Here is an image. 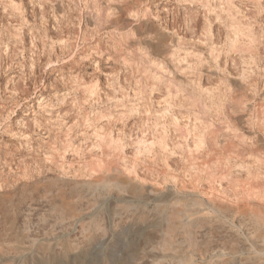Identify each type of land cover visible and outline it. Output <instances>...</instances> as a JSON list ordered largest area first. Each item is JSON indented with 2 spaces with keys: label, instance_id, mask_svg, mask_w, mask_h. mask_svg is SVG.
<instances>
[{
  "label": "rangeland",
  "instance_id": "rangeland-1",
  "mask_svg": "<svg viewBox=\"0 0 264 264\" xmlns=\"http://www.w3.org/2000/svg\"><path fill=\"white\" fill-rule=\"evenodd\" d=\"M263 216L264 0H0V264H264Z\"/></svg>",
  "mask_w": 264,
  "mask_h": 264
},
{
  "label": "bare ground",
  "instance_id": "bare-ground-1",
  "mask_svg": "<svg viewBox=\"0 0 264 264\" xmlns=\"http://www.w3.org/2000/svg\"><path fill=\"white\" fill-rule=\"evenodd\" d=\"M165 3H166V2H165ZM251 6H252V5H251ZM40 8H41V7H40ZM28 9H29V8H28ZM38 9H39V8H38ZM216 10H217V9H216ZM43 13H44V12H43ZM189 13H190V12H189ZM196 13H197V12H196ZM251 13H252V12H251ZM252 16H253V15H252ZM188 17H189V16H188ZM192 17H193V16H192ZM212 17H213V16H212ZM210 18H211V17H210ZM245 19H246V18H245ZM181 22H182V21H181ZM190 22H191V21H190ZM190 22H189V23H190ZM254 25H255V24H254ZM180 26H181V25H180ZM188 26H189V25H188ZM188 26H187V27H188ZM237 31H238V30H237ZM209 32H210V31H209ZM233 33H234V32H233ZM59 34H60V32H59ZM219 35H220V34H219ZM219 35H218V36H219ZM236 35H237V32H236V30H235V36H233V37H237ZM43 38H44V37H43ZM233 39H234V38H233ZM63 43H64V42H63ZM217 43H218V42H217ZM43 44H44V43H43ZM28 45H29V44H28ZM10 47H11V46H10ZM26 49H27V48H26ZM29 51H30V50H29ZM36 53H37V52H36ZM245 56H246V55H245ZM34 57H35V56H34ZM186 57H187V56H186ZM261 58H263V57H261ZM36 65H37V64H36ZM47 65H48V64H47ZM108 65H109V64H108ZM37 66H38V65H37ZM45 67H46V66H45ZM252 67H253V66H252ZM96 68H97V67H96ZM92 70H93V69H92ZM94 75H95V74H94ZM239 75H240V74H239ZM251 76H252V75H251ZM10 78H11V77H10ZM18 78L20 79V77H18ZM23 79H24V78H23ZM53 81H54V80H53ZM21 82H22V81H21ZM22 85H23V84H22ZM6 89H7V88H6ZM34 89H35V88H34ZM13 91H14V90H13ZM92 91H93V89H92ZM14 92H15V91H14ZM22 92H23V91H22ZM88 92H89V91H88ZM119 94H120V93H119ZM121 95H122V94H121ZM58 96H59V95H58ZM90 96H91V95H90ZM54 98H55V97H54ZM66 98H67V97H66ZM66 98H65V99H66ZM105 98H106V97H105ZM62 99L64 100V98H62ZM43 100H44V99H43ZM105 100H106V99H105ZM112 100H113V99H112ZM59 101H60V100H59ZM66 101H67V100H66ZM70 102H71V100H70ZM44 103H45V102H44ZM59 103H60V102H59ZM40 106H41V105H40ZM104 108H105V107H104ZM157 110H158V108H157ZM44 111H45V110H44ZM50 111H51V110H50ZM50 111H49V112H50ZM63 111H64V110H63ZM97 111H98V110H97ZM27 112H28V111H27ZM46 112H47V111H46ZM53 112H54V111H53ZM59 112H60V111H59ZM51 113H52V112H51ZM57 113H58V112H57ZM60 113H61V112H60ZM60 113H59V114H60ZM42 114H43V113H42ZM59 114H57V115H59ZM53 115H54V114H53ZM60 115H61V114H60ZM60 115H59V116H60ZM182 115H183V114H182ZM61 116H62V115H61ZM67 117H68V116H67ZM57 119H58V118H57ZM166 119H167V118H166ZM157 124H158V123H157ZM182 124H183V123H182ZM194 125H195V124H194ZM148 126H149V125H148ZM166 126H167V125H166ZM99 132H100V131H99ZM165 136H167V135H165ZM113 138H114V137H113ZM103 140H104V139H103ZM166 140H167V139H166ZM245 141H246V140H245ZM197 142H198V141H197ZM144 155H145V154H144ZM146 155H147V154H146ZM233 159H234V158H233ZM263 217H264V216H263Z\"/></svg>",
  "mask_w": 264,
  "mask_h": 264
}]
</instances>
